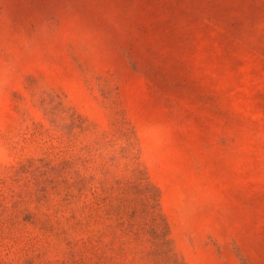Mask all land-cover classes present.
Wrapping results in <instances>:
<instances>
[{"label": "rangeland", "instance_id": "374dc122", "mask_svg": "<svg viewBox=\"0 0 264 264\" xmlns=\"http://www.w3.org/2000/svg\"><path fill=\"white\" fill-rule=\"evenodd\" d=\"M0 264H264V0H0Z\"/></svg>", "mask_w": 264, "mask_h": 264}]
</instances>
